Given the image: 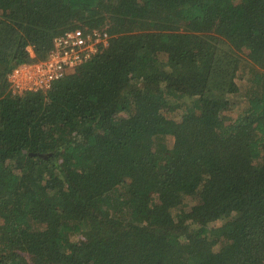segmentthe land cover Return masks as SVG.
<instances>
[{
    "label": "trees",
    "instance_id": "1",
    "mask_svg": "<svg viewBox=\"0 0 264 264\" xmlns=\"http://www.w3.org/2000/svg\"><path fill=\"white\" fill-rule=\"evenodd\" d=\"M76 28L110 48L14 95ZM28 258L264 264V0H0V264Z\"/></svg>",
    "mask_w": 264,
    "mask_h": 264
},
{
    "label": "built area",
    "instance_id": "2",
    "mask_svg": "<svg viewBox=\"0 0 264 264\" xmlns=\"http://www.w3.org/2000/svg\"><path fill=\"white\" fill-rule=\"evenodd\" d=\"M111 40L105 30H68L55 38L45 60L21 64L12 70L8 76L11 92L16 96L48 93L57 82L107 51Z\"/></svg>",
    "mask_w": 264,
    "mask_h": 264
},
{
    "label": "rangeland",
    "instance_id": "3",
    "mask_svg": "<svg viewBox=\"0 0 264 264\" xmlns=\"http://www.w3.org/2000/svg\"><path fill=\"white\" fill-rule=\"evenodd\" d=\"M239 78H243V81H239V84L242 86V89H241V91H242V93H244L245 92V87H246V84L249 82L248 81V75H249V69H246V70H242V71H239ZM171 114H173V115H177V114H179V113H171ZM238 114V112L237 111H235L234 113H231V114H229V115H227L228 117H230V118H233L234 117V115L236 116ZM124 116V118H129V114H123ZM189 201H191V200H189ZM196 203V201L193 203V205ZM192 204L190 205V206H193ZM74 241H78L79 240V238L77 237V238H74L73 239ZM28 263L29 264H32V262H31V260L28 258Z\"/></svg>",
    "mask_w": 264,
    "mask_h": 264
},
{
    "label": "water",
    "instance_id": "4",
    "mask_svg": "<svg viewBox=\"0 0 264 264\" xmlns=\"http://www.w3.org/2000/svg\"><path fill=\"white\" fill-rule=\"evenodd\" d=\"M41 157H44V156H41Z\"/></svg>",
    "mask_w": 264,
    "mask_h": 264
}]
</instances>
